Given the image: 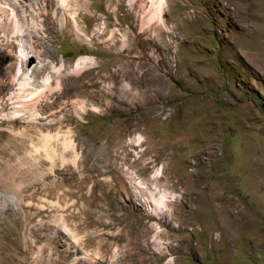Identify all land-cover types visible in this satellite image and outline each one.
<instances>
[{
  "label": "rangeland",
  "instance_id": "obj_1",
  "mask_svg": "<svg viewBox=\"0 0 264 264\" xmlns=\"http://www.w3.org/2000/svg\"><path fill=\"white\" fill-rule=\"evenodd\" d=\"M25 1L61 85L12 104L36 61L1 34L0 264H264V0Z\"/></svg>",
  "mask_w": 264,
  "mask_h": 264
},
{
  "label": "bare ground",
  "instance_id": "obj_2",
  "mask_svg": "<svg viewBox=\"0 0 264 264\" xmlns=\"http://www.w3.org/2000/svg\"><path fill=\"white\" fill-rule=\"evenodd\" d=\"M137 1L139 2L138 7H140L142 15L145 13L146 17V15L148 14L149 18L157 16L160 20H162L161 14L164 10V0H150L149 5H146V3L144 5V0ZM145 1L147 2L149 0ZM109 2L111 3V0H109ZM26 3L27 2L25 0H0V68L4 64L1 61V57H4V55H2V39H4L8 45L15 43V41L18 42V49L20 51V54H16V52H13L9 49L5 51V55L9 60L15 57L17 60L22 61V64H25V62H27L26 59L30 57V59L32 58V60L36 61L33 64L32 68H26L22 70V72L16 78L15 81L17 83V91L13 97H10V102L12 104L20 106L23 110L25 109L29 111L31 115H33L41 97H43L45 94L52 90L53 84H56V87H60L61 83L58 79L55 80V78L57 77H54V75L49 74L46 70L48 60L47 55L42 58L41 51L33 49V36L38 35L43 31L44 23L42 21V14L38 11V9H32L31 5L28 4L27 6ZM110 3L107 7L108 10L110 8ZM38 4L42 8V10H45V0H39ZM48 5L50 6V4ZM70 5L71 4L69 0H56V4L50 7V11L56 17L57 25L61 30H68L70 28V22L73 23L75 26L78 23L75 16L76 11H69ZM131 6H133L132 2ZM103 13L106 14L105 10ZM1 34L4 36V38L2 39ZM84 60L85 59H79L75 63V73H78L83 68V64L85 62ZM63 64V62H60L58 67H55L54 65L50 64L53 73L59 74L61 68L63 67ZM25 96H29V98L25 99ZM71 108L77 115L81 116V112L84 110L83 102L72 101ZM69 131V129L66 130V146L71 145V133ZM57 135L58 134H56L55 136ZM42 137L47 141L52 136L49 133H46L42 135ZM141 137L142 135H138L134 138L133 141L138 143ZM51 152L52 149L50 148L45 150V153L48 156H50ZM158 201L163 202L160 198L158 199ZM62 223L64 233L67 235H71V237L74 238L73 241L75 243L73 251L75 252L78 248V239L76 238V235L73 230H71V228L67 226V224H65L64 222ZM64 250H69V246H66ZM93 257L94 256L89 257V259L91 260L93 259Z\"/></svg>",
  "mask_w": 264,
  "mask_h": 264
}]
</instances>
